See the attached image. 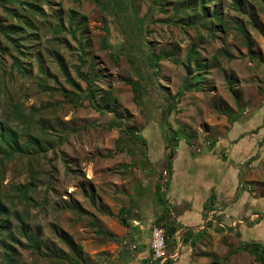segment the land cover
<instances>
[{
	"label": "rangeland",
	"instance_id": "obj_1",
	"mask_svg": "<svg viewBox=\"0 0 264 264\" xmlns=\"http://www.w3.org/2000/svg\"><path fill=\"white\" fill-rule=\"evenodd\" d=\"M0 126L18 147L0 153V264L10 247L15 264H145L152 227H180L177 153L169 196L198 216L205 174L238 184L263 241L264 0L0 1ZM239 227L192 228L166 264H261Z\"/></svg>",
	"mask_w": 264,
	"mask_h": 264
},
{
	"label": "crops",
	"instance_id": "obj_2",
	"mask_svg": "<svg viewBox=\"0 0 264 264\" xmlns=\"http://www.w3.org/2000/svg\"><path fill=\"white\" fill-rule=\"evenodd\" d=\"M247 137H241L239 139V141L233 143L230 145V148L228 149V152H230L231 156H233L232 154V149L237 146L240 145L243 141L244 144H247V146L250 145L248 142H246ZM223 148H225L226 145H224V143H222ZM238 148V146H237ZM251 154V148L248 152V154L245 156L244 161L247 160V158L250 156ZM179 153H177L176 158L174 159V161L171 162V171H170V183L169 186L167 187V199L169 200V204L175 208L178 211V225H180V229H179V233L176 234L177 238L181 237V235L186 231V229L189 228H195L203 223H205L206 218L208 216V213L210 211H215L216 215H218V219H223V220H234V218L239 217V218H243L245 216V214L249 215L251 211H253V209L255 208V204L257 201V199H255L254 197H252L251 199L248 197L247 195L242 194V191H239V185L237 184L236 186H233L231 189H228L227 187H224L221 183V179L220 182L215 183V181H213L214 176L211 174H205L204 177H202V179H208L211 181V184H209L207 182V186H209L208 188V194L206 196L200 197L198 198V206H199V214L197 215H192L191 211H192V207L194 205V200L190 198L186 199L182 198L180 200H175L176 198H172V196L170 195L171 189L173 187V183H174V177L176 175L177 172H182L180 170L181 168V164L183 163V165L185 164V161L181 160L180 161V156ZM212 156V155H211ZM210 156V157H211ZM215 156V158L220 159L217 155H213ZM230 156L229 159H222L225 160L226 162L228 161H233V166L235 164L241 163V161L239 160V162H237V160H233V158ZM204 157V156H203ZM207 159V158H206ZM183 161V162H182ZM243 161V159H242ZM186 162L188 163V167H190L192 165V160H186ZM185 168V172L189 171V168ZM183 170V168H182ZM236 170V169H235ZM235 170H234V174H235ZM183 176V175H182ZM186 184L190 185L189 180H186ZM185 194H189L190 193H185ZM258 203V202H257ZM209 208V209H208ZM211 209V210H210ZM198 217V218H197ZM264 221V220H263ZM256 222V221H254ZM257 223H254L252 226H240V230L242 232H246V235H248L250 237L249 241H255V242H260L264 245V240H258L256 238L255 233H254V226ZM231 230H237V229H233L230 228L229 231ZM180 235V236H179ZM149 240H150V236ZM149 240H148V244H149ZM149 249L150 246L148 245ZM151 250V249H150ZM147 252H143L140 253L138 258H136V261L138 260H145L147 258L150 257L147 256ZM127 264H135L134 261L129 262Z\"/></svg>",
	"mask_w": 264,
	"mask_h": 264
},
{
	"label": "trees",
	"instance_id": "obj_3",
	"mask_svg": "<svg viewBox=\"0 0 264 264\" xmlns=\"http://www.w3.org/2000/svg\"><path fill=\"white\" fill-rule=\"evenodd\" d=\"M0 1L3 2V0H0ZM160 59H162L161 55L154 56V59H153V62L155 64L154 67H156V68L158 67V62ZM86 77H87V75H86ZM127 82H128V84H130L133 87V89L137 93L139 92V89L141 86L139 82H132L131 80H127ZM183 87L185 90L186 89H193V84L191 82H186L183 85ZM1 127L2 126H0V153L11 155V154H13V152L18 150L15 138L13 136L14 132H6ZM174 147H177V144H175ZM168 169H169V171H171V164L169 165ZM169 183H170V180L167 179V182L165 183L167 185V187L169 186ZM158 188H161V186H158ZM27 193H28L27 190H22L21 196L26 198ZM159 198L161 201L163 197L160 196ZM11 213H13L11 206H7L6 204H2V199L0 197V233L2 231L1 225L3 224V222L1 221V217L6 216V218L9 220ZM15 215L17 216L18 221L21 222V230L23 232V235L28 236L29 235L28 224H27L24 216L20 215L19 212L15 213ZM122 222H125V221H122ZM208 226L212 227V225H208ZM162 229H164V232H165L167 253L172 254L177 249L176 234L179 231L180 227L167 225V226H163ZM220 231H223V230L220 229ZM201 232L202 231H199L196 233V232H194V230L192 228L186 229V231L181 235V238H180L182 241V247H183V245H185L189 242H190L191 246L194 247L196 242H197L196 238H198V234H200ZM29 242H30V246H33L34 248L37 247L38 242H37L36 238H29ZM11 248L12 247H10V253L7 256L6 264H15V254H14V250ZM244 249L246 251L250 252L251 254H253L258 262H260L261 264H264V245L262 243L252 241V242L246 244ZM147 262H148V259L145 260V264H147Z\"/></svg>",
	"mask_w": 264,
	"mask_h": 264
},
{
	"label": "built area",
	"instance_id": "obj_4",
	"mask_svg": "<svg viewBox=\"0 0 264 264\" xmlns=\"http://www.w3.org/2000/svg\"><path fill=\"white\" fill-rule=\"evenodd\" d=\"M166 173V172H165ZM260 217L257 214H251L245 218H239L234 220H223L218 219L215 211H210L206 218L205 223H203V229L212 225V227L218 230L229 231L230 228L237 229L241 225H246L249 222L258 220ZM179 231L177 232V234ZM180 236V235H179ZM177 237V236H176ZM181 237L177 238V249L173 254H168L166 250V238L164 229L153 226L151 230V236L149 241V246L151 249V255L148 259L147 264H166L168 260H175L179 256L180 248H182Z\"/></svg>",
	"mask_w": 264,
	"mask_h": 264
}]
</instances>
